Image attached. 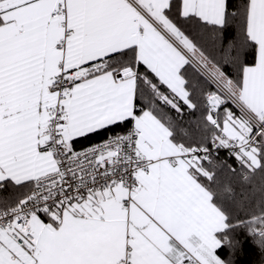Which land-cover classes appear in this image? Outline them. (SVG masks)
<instances>
[{"label": "snow or ice", "instance_id": "1", "mask_svg": "<svg viewBox=\"0 0 264 264\" xmlns=\"http://www.w3.org/2000/svg\"><path fill=\"white\" fill-rule=\"evenodd\" d=\"M264 264V0H0V264Z\"/></svg>", "mask_w": 264, "mask_h": 264}, {"label": "trees", "instance_id": "2", "mask_svg": "<svg viewBox=\"0 0 264 264\" xmlns=\"http://www.w3.org/2000/svg\"><path fill=\"white\" fill-rule=\"evenodd\" d=\"M249 257H242L241 258V264H248Z\"/></svg>", "mask_w": 264, "mask_h": 264}]
</instances>
